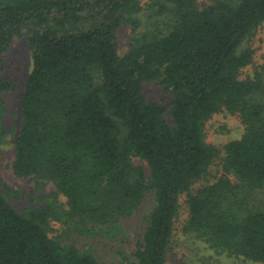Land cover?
Listing matches in <instances>:
<instances>
[{"label":"trees","instance_id":"obj_1","mask_svg":"<svg viewBox=\"0 0 264 264\" xmlns=\"http://www.w3.org/2000/svg\"><path fill=\"white\" fill-rule=\"evenodd\" d=\"M263 24L264 0H0V55L25 37L33 58L13 171L66 199L20 212L0 190V264H105L52 236L54 224L115 237L149 193L135 261L118 264H168L184 195L185 234L264 264V202L249 203L264 194V70L243 77L254 59L243 45ZM122 26L134 32L123 55ZM147 82L169 106L147 99ZM13 89L0 75V93ZM223 111L244 133L224 147V173L193 192L221 157L204 126ZM5 114L0 98V144Z\"/></svg>","mask_w":264,"mask_h":264},{"label":"rangeland","instance_id":"obj_2","mask_svg":"<svg viewBox=\"0 0 264 264\" xmlns=\"http://www.w3.org/2000/svg\"><path fill=\"white\" fill-rule=\"evenodd\" d=\"M146 7L148 0H140ZM134 32L130 26H122L118 32L121 55L125 54ZM243 49H251L254 53L253 63L243 72V77H253L256 71L264 70V24L261 25L244 43ZM33 68V58L29 49L27 38H17L8 51L0 55V75L10 81L14 89L10 92L0 93L6 109L5 124L8 133L0 144V180L9 186L11 191L1 188L11 204L20 212L28 208H40L48 203H55L61 210V204L66 199L60 195L58 201L54 199L56 191L52 183H37L34 178H19L15 176L13 164L15 160V143L22 126V94L25 84ZM144 93L149 101L169 106L171 95L164 90L158 82L144 84ZM166 119L170 118L166 115ZM244 133L241 119L226 111L214 114L204 126V137L208 144L217 146L222 150L220 159L216 160L209 169V174L193 187V192L204 185L214 183L224 173V147L231 141L240 139ZM143 166L149 175V168L144 161L134 160ZM233 181H236L232 177ZM249 200L251 205L264 202V194L256 191ZM180 212L176 222L175 236L168 253V264H256L228 255L221 249L214 248L208 241L194 235L185 234L184 225L188 219L186 196L181 197ZM155 206V195L149 193L135 215L121 222L115 237L85 238L77 234L64 233L61 224H54L52 236L61 239L64 245L74 244L82 251H91L102 263L118 264L124 257L135 261L134 252L138 243L142 241L147 225V218ZM107 236V235H106Z\"/></svg>","mask_w":264,"mask_h":264}]
</instances>
